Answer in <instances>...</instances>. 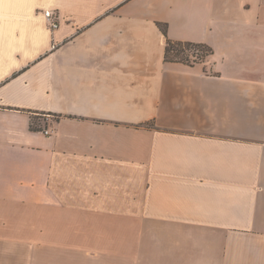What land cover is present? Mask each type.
<instances>
[{"label":"crops","instance_id":"crops-1","mask_svg":"<svg viewBox=\"0 0 264 264\" xmlns=\"http://www.w3.org/2000/svg\"><path fill=\"white\" fill-rule=\"evenodd\" d=\"M0 264H264V0H0Z\"/></svg>","mask_w":264,"mask_h":264},{"label":"trees","instance_id":"trees-1","mask_svg":"<svg viewBox=\"0 0 264 264\" xmlns=\"http://www.w3.org/2000/svg\"><path fill=\"white\" fill-rule=\"evenodd\" d=\"M161 31L167 38L166 49H165V60L170 63H181L188 66H195L202 63L207 57L214 54V49L207 44L184 42V41H173L168 38V25L159 23ZM60 117H57L59 121ZM148 128H154L155 124L151 123ZM31 129L33 131H41L36 126L34 119L31 123Z\"/></svg>","mask_w":264,"mask_h":264},{"label":"built area","instance_id":"built-area-1","mask_svg":"<svg viewBox=\"0 0 264 264\" xmlns=\"http://www.w3.org/2000/svg\"><path fill=\"white\" fill-rule=\"evenodd\" d=\"M44 15L53 30L59 28V15L57 14V12L49 10L45 11ZM45 134L49 135L50 131L48 129H45Z\"/></svg>","mask_w":264,"mask_h":264},{"label":"rangeland","instance_id":"rangeland-1","mask_svg":"<svg viewBox=\"0 0 264 264\" xmlns=\"http://www.w3.org/2000/svg\"><path fill=\"white\" fill-rule=\"evenodd\" d=\"M213 55H214V54H213ZM213 55H212V56H213ZM210 57H211V56L207 57L202 63L207 62L208 59H209ZM202 63H199V64H202ZM43 119H45L46 121H44V120L39 121V124H40L41 126H43V127H45V124H46L47 126H49V123L51 124V123H54V122L56 121V118H55V117H50V116H44ZM148 127H149V126H148ZM151 129H152V128H151Z\"/></svg>","mask_w":264,"mask_h":264}]
</instances>
